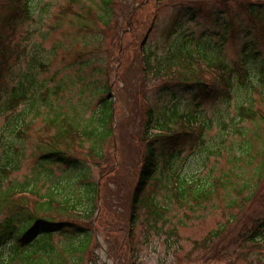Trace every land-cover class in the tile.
<instances>
[{
    "label": "rangeland",
    "instance_id": "obj_1",
    "mask_svg": "<svg viewBox=\"0 0 264 264\" xmlns=\"http://www.w3.org/2000/svg\"><path fill=\"white\" fill-rule=\"evenodd\" d=\"M7 1L0 0V35H11L4 42L15 55L10 62L12 69L4 73L6 86L23 78L32 56L42 66L34 70L36 84L28 91L27 102L0 115V197L8 188L28 183L40 195L53 189L57 199L77 202L86 182L100 186L99 211L93 224H87L93 233L88 248L69 254L64 236H53L52 243L62 251L61 264H232L234 260L235 264H249L245 252L239 255V245L253 223L264 220V191L205 248L209 234L225 226L230 214L237 212L228 209L237 193L217 185L211 199L196 205L192 200L179 202L165 185L149 187L146 198L155 196L164 216L155 222L143 209L132 244L127 246L126 239L130 196L147 143L159 157L164 152L180 151L173 162L172 186L176 175L202 183L215 177L225 179L232 167L241 176L252 175L258 160L248 165L235 154L248 139L254 142L255 151L264 145V121H241L238 109L251 105L264 111V17L261 24L259 17L253 22L240 8L241 0H114L109 6L111 23L101 26L96 19L106 10L102 0H29V18L20 19L17 32L11 33L6 20L9 15L11 18L12 6ZM184 45L198 58L207 53L229 66L248 59L254 73L252 70L244 85L247 88L236 90L228 103L195 97V86L176 80H186L190 68L199 71L207 60L191 65L194 59H188ZM106 85L112 87L109 99H115V132L103 140L96 134L77 139L71 160L79 159L80 165L37 167L39 156L48 151L44 139L59 131L57 125L65 129L70 124L88 133L99 124L96 121ZM35 99L38 102L32 108ZM175 111L177 117L197 111L198 122L206 126L203 143L195 145L186 134L173 138L184 120L172 119L163 128L164 120ZM9 122L20 124L16 134ZM158 129L169 131L159 137ZM176 140L178 146L173 145ZM4 144L9 147L5 153ZM237 183L243 180L237 177L234 186ZM9 206H0V222L10 215ZM10 249L9 244L4 246L0 264H5ZM258 252L254 250V254ZM254 256L248 255L259 264ZM13 262L10 264L19 260Z\"/></svg>",
    "mask_w": 264,
    "mask_h": 264
},
{
    "label": "trees",
    "instance_id": "obj_2",
    "mask_svg": "<svg viewBox=\"0 0 264 264\" xmlns=\"http://www.w3.org/2000/svg\"><path fill=\"white\" fill-rule=\"evenodd\" d=\"M113 1L114 0H102L103 4L106 6V10L101 17L96 19V24L101 26L103 24V26H106L111 23L113 14L109 6L113 4ZM241 1L243 2L240 4V8L242 10H246L245 12L250 14V16L254 19L253 22H255V17L256 19L259 17L261 21L264 15V0ZM184 47L187 49V54L189 56L188 59L194 58L195 55L189 50V47L187 45ZM180 52H182V50ZM203 55H205V58L209 60L210 68L215 70V73L218 74L216 69L222 72L223 81H217V75L215 78L214 73H207L204 70L196 71L194 70L196 68L193 67L190 68L191 71L186 73L187 79L183 82L185 84L195 86L194 88L197 89V93H201V95L217 96L221 103L230 102L236 90L250 81L252 76L251 72L253 70L254 73V68L252 66L249 67L248 59L247 62H244L242 65L234 64L229 66L222 61L217 62L218 59H212L210 54L204 53ZM2 56H5L4 52L2 53ZM37 65H39L38 67H41L40 61L32 56L28 70L23 75V78L19 80V84L8 90L9 92L7 93V98L3 103L6 108L2 109V113L7 112V110L9 111L16 106L20 100L25 99L29 90H34L36 84L34 70ZM191 65H194V63L192 62ZM181 80L182 79L179 81ZM217 84H220L221 89H217ZM243 88H247V86H244ZM102 90L105 97L101 100L99 110L100 117L96 121L99 124L93 126L92 130L88 133L86 131H77V128H74L70 124L66 126L65 129H62V126L60 127L57 125L59 131L50 138L46 148L49 150L51 149L50 152L54 155H48L46 163L61 165L67 164L69 166L74 164L80 165L77 161L73 159L71 160V157L74 156L71 146L76 142V139H82L85 135L90 136L89 134H96L100 140H103L105 137L112 134L114 118L113 100L109 99L111 93L110 86L106 85ZM37 101L38 99H35L32 105H34ZM48 104H50V102H48ZM238 110L239 119H241V121H245L247 119L252 120V122L258 120L264 121V111H256L251 105H241ZM59 116H61V114L52 120L53 123L56 124ZM194 116L197 119L196 115ZM194 116L191 117V115H189V119L195 120ZM170 120V117L164 120V126H167ZM110 122L112 123V128H107ZM17 124L18 122H9V127L13 130ZM204 126L205 125H203V127ZM242 133L245 137L248 135L247 132ZM201 140V143H203V136L201 137ZM4 147L8 146L4 144ZM240 152L239 154H235L238 161H243L246 164L251 165L254 164V160H258L252 175L248 177L241 176L236 173L234 167H232L229 169V173L225 174V179H223L222 176L221 178L215 177L213 181L211 179H207L202 183L199 182L198 179L196 180L181 177L178 180L176 191H173V196H175L179 202H188L192 200L195 204L197 203L196 205H201L204 200L207 201L211 199L212 195H214L218 189L217 185L226 186L228 191L233 190L237 193V197H235L228 205V209L231 210L234 208L237 212L235 214H230V217H228L227 222L224 224L225 226L221 225L217 230L209 234L208 238L203 243L205 248L209 247L215 238L223 235L227 225L240 216L243 209H246L251 204V199L264 189V145L255 151L254 142L248 139L243 143L242 151ZM156 157V150L152 144L149 143L146 146V154L142 170L139 173V181L135 185V188L130 196V200H132V202H130L132 210V223L139 220V213L141 212V209H143L141 206L144 201L143 192L157 170ZM169 173L174 174V172H172V167L167 173V180L163 182L161 181V187L164 184L167 189L171 191L170 187L172 188V186H170V177L172 174ZM83 174L84 176L82 177H85V169H83ZM160 175H163V173ZM237 177L243 180V183H240V185L237 183L234 186L233 180ZM19 190L29 193L35 192L33 186L30 187L28 183H25L8 188L4 193L1 192L0 197L2 198V201L0 202L1 207H5V204L10 205V215L0 222V257L2 255L1 251L3 246L9 244V246L12 247V249H10L9 256L6 258L5 264L15 263L13 261L17 259L19 260L18 264H47L48 261L50 264H57V261L61 264L62 251H58V248L52 243V238L55 234L64 236L65 240L68 241V248L65 250L69 254L70 252H76V250L85 251L88 248L93 233L87 224H93V219L97 211V185L90 181L86 182L82 189L83 195L77 200V202H71L70 198H67L64 201L57 199L56 191L53 189L47 192L46 195H40L37 201L31 202L30 197H15L14 194ZM246 193L248 194L245 195ZM78 204L79 206H82L81 209L77 208ZM144 206L147 208L146 214H148V216H150L155 222H158L163 218L165 210L163 206L158 203L155 196L148 199ZM80 220L84 221L83 224H80ZM259 227L263 228L264 222L262 226ZM259 237V233L256 232L254 236H251L250 241H257ZM31 238L33 239L30 240ZM28 240L29 242L24 246L19 244V242L21 243ZM244 242L245 243H241L239 245V255H241V252H245L244 256H247L245 260H247L249 264H254V262L250 260L248 255H255L254 258L258 260V263L264 264V245H245L247 242ZM255 249L259 250L256 254H254ZM227 256H230V254H227ZM232 264H235V260Z\"/></svg>",
    "mask_w": 264,
    "mask_h": 264
}]
</instances>
